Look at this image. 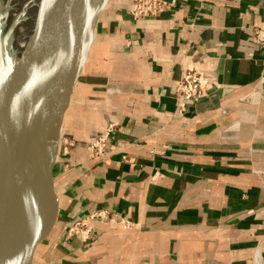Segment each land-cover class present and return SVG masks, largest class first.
<instances>
[{"label": "crops", "instance_id": "1", "mask_svg": "<svg viewBox=\"0 0 264 264\" xmlns=\"http://www.w3.org/2000/svg\"><path fill=\"white\" fill-rule=\"evenodd\" d=\"M130 2L100 16L66 115L56 222L34 264H264V59L253 39L264 0H178L137 21ZM191 64L209 96L181 115L176 87ZM112 123L109 153L94 157L91 130ZM106 211L115 220L90 241L68 238Z\"/></svg>", "mask_w": 264, "mask_h": 264}, {"label": "water", "instance_id": "2", "mask_svg": "<svg viewBox=\"0 0 264 264\" xmlns=\"http://www.w3.org/2000/svg\"><path fill=\"white\" fill-rule=\"evenodd\" d=\"M109 1L43 0L27 66L17 68L10 56L0 66V264H34L55 225V167L67 144L66 115ZM93 9L97 12L88 24ZM17 23L4 38L0 36V42H7ZM50 127L46 154H42L40 143L33 144ZM31 167L39 169L40 178L24 216L18 190L23 173L31 175Z\"/></svg>", "mask_w": 264, "mask_h": 264}, {"label": "built area", "instance_id": "3", "mask_svg": "<svg viewBox=\"0 0 264 264\" xmlns=\"http://www.w3.org/2000/svg\"><path fill=\"white\" fill-rule=\"evenodd\" d=\"M178 0H131L128 5V12L134 20L144 18H158L165 12L175 9ZM255 44L262 50L264 59V28H258L253 32ZM211 82L205 72L191 64L187 66L183 77L177 82L176 102L179 106L181 115L187 112V109L209 96V87ZM115 129V124H109L105 131L92 134L87 146L94 157H104L109 153L110 140ZM128 162L127 157L123 158ZM115 220V217L109 212H98L81 219L72 224L67 230L68 238L79 237L83 242L90 241L94 236V226L96 223ZM119 223L123 228L131 227V222L126 218H119Z\"/></svg>", "mask_w": 264, "mask_h": 264}, {"label": "bare ground", "instance_id": "4", "mask_svg": "<svg viewBox=\"0 0 264 264\" xmlns=\"http://www.w3.org/2000/svg\"><path fill=\"white\" fill-rule=\"evenodd\" d=\"M4 2L9 11L13 10L16 5H19L21 9L17 11V13H13L11 11V24L13 25L16 22L18 23L15 24V27L13 26L12 33L7 42H0V66L3 64L4 59L7 56H10V58L14 60L16 67L19 69H23L28 64L27 62L32 51V45L35 39L34 37L38 32L40 26L43 0H4ZM1 8L2 5L0 2V18L3 20V10ZM96 12L97 9H93V11L89 13L90 15L87 19L88 24L92 22ZM58 112H61L60 109ZM44 122L46 123V121ZM43 127L44 126H41V129L45 128ZM52 129L53 127H50L47 133L44 134L45 137L41 136V139L34 142L33 144L34 147V145L37 146L35 143H40L39 152H41L42 154H46V141L49 140ZM29 171H31V175H29L30 177L28 176L27 171L23 173L22 186L20 187V190H18L19 196L23 197V203L20 207V210L24 216H28L35 184L40 178L39 169L37 167H31Z\"/></svg>", "mask_w": 264, "mask_h": 264}, {"label": "rangeland", "instance_id": "5", "mask_svg": "<svg viewBox=\"0 0 264 264\" xmlns=\"http://www.w3.org/2000/svg\"><path fill=\"white\" fill-rule=\"evenodd\" d=\"M1 2V5H2V10H3V13H2V17H3V20L0 18V36L1 38H4V36L7 34V32L9 31L10 27H11V22H12V15H11V11L13 13H17V11H19L21 9V7L19 5H16L13 10L9 11L8 10V7L6 6L4 0H0ZM111 2V0L109 1V3ZM1 13V12H0ZM115 88L112 89V86H109L106 84V88L104 89L105 92H108V94H116V90H114ZM99 132V130H96V129H93L91 130V133L89 135V139L87 141V143L85 144L87 149H88V142L90 141V138L92 136V134H95ZM102 132V131H100Z\"/></svg>", "mask_w": 264, "mask_h": 264}]
</instances>
